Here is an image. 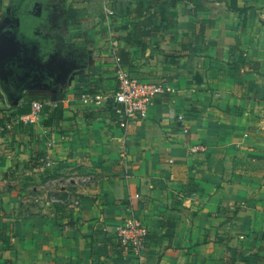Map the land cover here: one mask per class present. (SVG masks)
Returning <instances> with one entry per match:
<instances>
[{
	"label": "crops",
	"instance_id": "obj_1",
	"mask_svg": "<svg viewBox=\"0 0 264 264\" xmlns=\"http://www.w3.org/2000/svg\"><path fill=\"white\" fill-rule=\"evenodd\" d=\"M12 1L1 41H19ZM42 9L56 51L43 62L19 41L42 71L20 60L0 76V264H264V0ZM117 58L164 85L127 126L82 99L118 87ZM132 218L150 231L141 258L118 236Z\"/></svg>",
	"mask_w": 264,
	"mask_h": 264
},
{
	"label": "built area",
	"instance_id": "obj_2",
	"mask_svg": "<svg viewBox=\"0 0 264 264\" xmlns=\"http://www.w3.org/2000/svg\"><path fill=\"white\" fill-rule=\"evenodd\" d=\"M112 13V11H110ZM116 78L118 87L107 93L90 96L82 94V99L95 107L112 106L114 111L125 118L122 126H127L131 120H142L148 115L149 109L155 103L156 97L164 91V85L155 80L143 79L132 75L117 58ZM43 102L34 101L32 111L21 117L26 123L35 122L43 110ZM182 117V116H180ZM12 123H7L2 129L10 128ZM193 152L207 151L204 144H197L192 148ZM50 164V163H49ZM150 231L148 227L137 218H132L118 228V236L123 247L137 257L141 258L147 247Z\"/></svg>",
	"mask_w": 264,
	"mask_h": 264
},
{
	"label": "trees",
	"instance_id": "obj_3",
	"mask_svg": "<svg viewBox=\"0 0 264 264\" xmlns=\"http://www.w3.org/2000/svg\"><path fill=\"white\" fill-rule=\"evenodd\" d=\"M49 0H13L11 17H16L18 22L19 41L21 44L30 46L40 56L43 62H46L50 55L56 51L57 37L47 35L51 27L48 23L47 11L42 9L37 13L38 4H45ZM147 32H145L146 34ZM29 47V49H30ZM42 71L43 68H26L27 72Z\"/></svg>",
	"mask_w": 264,
	"mask_h": 264
},
{
	"label": "water",
	"instance_id": "obj_4",
	"mask_svg": "<svg viewBox=\"0 0 264 264\" xmlns=\"http://www.w3.org/2000/svg\"><path fill=\"white\" fill-rule=\"evenodd\" d=\"M2 39V41L0 40V66L4 67L13 56L19 54L22 47L14 36L11 38L2 37Z\"/></svg>",
	"mask_w": 264,
	"mask_h": 264
},
{
	"label": "flooded vegetation",
	"instance_id": "obj_5",
	"mask_svg": "<svg viewBox=\"0 0 264 264\" xmlns=\"http://www.w3.org/2000/svg\"><path fill=\"white\" fill-rule=\"evenodd\" d=\"M26 52H21V54H25ZM20 54V55H21ZM16 56V57H13L12 58V62L9 64V66L8 65H6V66H4V67H2V66H0V76L1 77H5V75H6V69H8V70H12V67L14 66V65H12V63H16L17 61H22L23 63H25V64H27V65H30V67L31 68H39V65H37V63L36 62H32V60H31V58H29V56H27V57H22V55L21 56ZM8 70H7V72H8Z\"/></svg>",
	"mask_w": 264,
	"mask_h": 264
},
{
	"label": "rangeland",
	"instance_id": "obj_6",
	"mask_svg": "<svg viewBox=\"0 0 264 264\" xmlns=\"http://www.w3.org/2000/svg\"><path fill=\"white\" fill-rule=\"evenodd\" d=\"M63 197L65 198V197H67V196H66V195H63ZM73 197H74V198H77V195L74 194ZM35 207H36V206H35Z\"/></svg>",
	"mask_w": 264,
	"mask_h": 264
}]
</instances>
